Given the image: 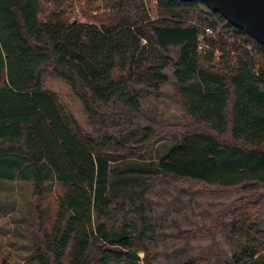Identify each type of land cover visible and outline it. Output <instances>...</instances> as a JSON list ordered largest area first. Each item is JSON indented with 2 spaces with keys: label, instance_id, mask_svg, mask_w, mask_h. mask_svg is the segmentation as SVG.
<instances>
[{
  "label": "trees",
  "instance_id": "16d2710c",
  "mask_svg": "<svg viewBox=\"0 0 264 264\" xmlns=\"http://www.w3.org/2000/svg\"><path fill=\"white\" fill-rule=\"evenodd\" d=\"M67 1L0 0V181L29 183L37 200L54 186L61 190L52 218L37 206L39 260L153 264L145 226L105 220L113 201H142L156 183L182 182L243 194L213 224L230 218V232L243 243L235 264H264V230L252 231L253 210L264 200V47L198 2L155 0L152 20L144 0H79L100 12L83 23L69 19ZM204 29L216 36L200 49ZM168 68L194 128L175 136L155 162L121 168L125 159L150 156L157 140L151 127L138 126L133 89L165 83ZM47 73L69 85L91 125H137L142 137L129 148L112 136L96 141L83 133L43 89Z\"/></svg>",
  "mask_w": 264,
  "mask_h": 264
},
{
  "label": "rangeland",
  "instance_id": "374dc122",
  "mask_svg": "<svg viewBox=\"0 0 264 264\" xmlns=\"http://www.w3.org/2000/svg\"><path fill=\"white\" fill-rule=\"evenodd\" d=\"M144 1L150 18L154 20L155 0ZM66 5H69L66 9L69 19L78 22L90 23L92 20L88 16L100 13L91 11L86 1L68 0ZM137 45L141 47L144 42L138 40ZM219 55L216 51L213 64L219 62ZM175 57L172 52L171 58ZM165 75L167 80L163 84L156 87L139 85L133 89L140 102L141 120L138 126L151 127L157 140L152 144L150 156L125 159L118 164L121 168L127 163L135 166L155 162L173 144L175 136L194 128L175 97L172 69H166ZM43 89L52 93L82 132L96 141L112 136L130 148L142 137L143 132L137 125H91L81 101L69 85L51 73L44 76ZM196 188L182 182L156 183L142 195V201L136 200L137 195L133 197L134 202L129 201L127 196L113 201L111 205L115 209L105 223L107 226H120L132 222L137 230L145 226L147 236L151 238L145 245L153 264H179L188 258L197 259L199 264H235V257L243 243L230 232V218L227 217L219 227H214L213 222L223 209L243 194L236 191L207 192ZM60 191L58 186H54L42 200H37L29 183L0 181V264H43L37 257L40 246L38 207L47 210L52 218ZM253 211H256V218L252 231L264 230V200ZM139 212H142L143 219ZM208 228H212L208 233L196 234L186 240L171 237L187 230L207 232ZM139 257L143 259L144 253H140Z\"/></svg>",
  "mask_w": 264,
  "mask_h": 264
},
{
  "label": "water",
  "instance_id": "95a60500",
  "mask_svg": "<svg viewBox=\"0 0 264 264\" xmlns=\"http://www.w3.org/2000/svg\"><path fill=\"white\" fill-rule=\"evenodd\" d=\"M198 2L220 16L236 29L243 31L264 47V0H178Z\"/></svg>",
  "mask_w": 264,
  "mask_h": 264
},
{
  "label": "built area",
  "instance_id": "2783aa9c",
  "mask_svg": "<svg viewBox=\"0 0 264 264\" xmlns=\"http://www.w3.org/2000/svg\"><path fill=\"white\" fill-rule=\"evenodd\" d=\"M215 36L216 33H214V31H212L211 29H204L198 37V40L200 42V49L203 47V43L206 39L214 38Z\"/></svg>",
  "mask_w": 264,
  "mask_h": 264
}]
</instances>
